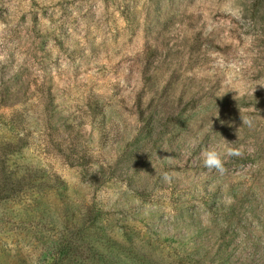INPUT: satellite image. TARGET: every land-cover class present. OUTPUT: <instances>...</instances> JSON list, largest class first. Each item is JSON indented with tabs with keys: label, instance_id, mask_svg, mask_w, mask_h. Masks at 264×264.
<instances>
[{
	"label": "rangeland",
	"instance_id": "rangeland-1",
	"mask_svg": "<svg viewBox=\"0 0 264 264\" xmlns=\"http://www.w3.org/2000/svg\"><path fill=\"white\" fill-rule=\"evenodd\" d=\"M0 264H264V0H0Z\"/></svg>",
	"mask_w": 264,
	"mask_h": 264
},
{
	"label": "trees",
	"instance_id": "trees-1",
	"mask_svg": "<svg viewBox=\"0 0 264 264\" xmlns=\"http://www.w3.org/2000/svg\"><path fill=\"white\" fill-rule=\"evenodd\" d=\"M141 110H142V108H141ZM142 116H144V114H143V113H142V114H141V116H140V119H141V120L143 119V118H142Z\"/></svg>",
	"mask_w": 264,
	"mask_h": 264
}]
</instances>
